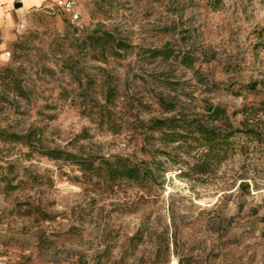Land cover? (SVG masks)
Wrapping results in <instances>:
<instances>
[{"label":"rangeland","instance_id":"rangeland-1","mask_svg":"<svg viewBox=\"0 0 264 264\" xmlns=\"http://www.w3.org/2000/svg\"><path fill=\"white\" fill-rule=\"evenodd\" d=\"M56 1L16 2L0 27V54L11 52L0 56V255L14 264H264V140L237 134L212 182L180 177L156 154L167 172L147 189L99 183L44 154L151 160L166 149L160 133L144 140L151 119L171 115L162 95L185 113L221 104L235 127L238 111L261 109L254 123L264 127V0H75L77 23ZM106 31L134 48L103 47ZM109 85L117 94L105 103Z\"/></svg>","mask_w":264,"mask_h":264},{"label":"trees","instance_id":"trees-1","mask_svg":"<svg viewBox=\"0 0 264 264\" xmlns=\"http://www.w3.org/2000/svg\"><path fill=\"white\" fill-rule=\"evenodd\" d=\"M98 43L103 47L111 43L113 50H116L115 54L120 50L127 52L134 48L107 31L98 38ZM153 54L165 56L166 51L155 50ZM183 61L185 64H193L188 54H185ZM116 94V88L109 85L104 97L105 103H112ZM158 103L171 115L153 118L145 125L148 132L144 139L146 143L150 144V140L155 138L149 134L157 132L166 147L162 151H149L151 160L137 161L131 156L123 155L100 160L93 155L80 157L63 150H48L44 154L53 159L79 165L99 183L128 181L147 189L149 185L157 184L159 178L164 179L163 174L167 172L163 162L156 159V154L165 156L173 165H179L180 177L198 182H212L217 177L221 165L235 152L234 140L237 134H246L259 142L264 140V127L254 123L261 109L252 113V107H244L242 111H238L237 113H242L245 117L240 123L241 127H235L228 110L221 104L205 101L202 111L185 113L179 110L174 101L163 95L159 97ZM101 108L104 109V106Z\"/></svg>","mask_w":264,"mask_h":264},{"label":"built area","instance_id":"built-area-1","mask_svg":"<svg viewBox=\"0 0 264 264\" xmlns=\"http://www.w3.org/2000/svg\"><path fill=\"white\" fill-rule=\"evenodd\" d=\"M17 3H23V0H15ZM56 5L58 8L62 9L69 14L70 21L72 23H77L82 18V12L80 11L75 0H57ZM2 57L4 59H9L11 57V52H4ZM0 264H14L8 257L0 255Z\"/></svg>","mask_w":264,"mask_h":264},{"label":"crops","instance_id":"crops-1","mask_svg":"<svg viewBox=\"0 0 264 264\" xmlns=\"http://www.w3.org/2000/svg\"><path fill=\"white\" fill-rule=\"evenodd\" d=\"M45 1L46 0H23V5L21 6L20 9L35 7L42 4ZM14 3H16L15 0H0V27L5 17H8L10 15ZM3 53L0 54V56H2Z\"/></svg>","mask_w":264,"mask_h":264},{"label":"bare ground","instance_id":"bare-ground-1","mask_svg":"<svg viewBox=\"0 0 264 264\" xmlns=\"http://www.w3.org/2000/svg\"><path fill=\"white\" fill-rule=\"evenodd\" d=\"M174 264H176V263H174Z\"/></svg>","mask_w":264,"mask_h":264}]
</instances>
